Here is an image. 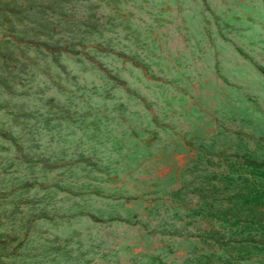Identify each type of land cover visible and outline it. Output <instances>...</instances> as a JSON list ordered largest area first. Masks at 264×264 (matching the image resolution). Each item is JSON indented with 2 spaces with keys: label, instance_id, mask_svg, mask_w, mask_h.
Listing matches in <instances>:
<instances>
[{
  "label": "rangeland",
  "instance_id": "rangeland-1",
  "mask_svg": "<svg viewBox=\"0 0 264 264\" xmlns=\"http://www.w3.org/2000/svg\"><path fill=\"white\" fill-rule=\"evenodd\" d=\"M0 264H264V0H0Z\"/></svg>",
  "mask_w": 264,
  "mask_h": 264
}]
</instances>
